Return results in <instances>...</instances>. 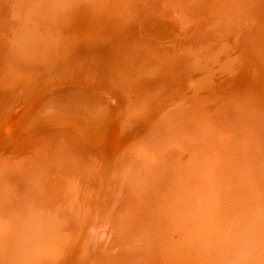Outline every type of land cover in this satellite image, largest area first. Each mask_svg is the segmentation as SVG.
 <instances>
[{
	"label": "rangeland",
	"instance_id": "obj_1",
	"mask_svg": "<svg viewBox=\"0 0 264 264\" xmlns=\"http://www.w3.org/2000/svg\"><path fill=\"white\" fill-rule=\"evenodd\" d=\"M259 1L264 6V0ZM163 2L164 0H137L135 2L132 21L136 27L131 26L129 32H132L138 38V41L140 40L139 43L143 41L159 44L162 40L172 39L176 33L178 34L176 28L174 35L170 32L172 23L176 25L177 21L174 19V14L169 12V9H172L171 7L161 8ZM215 4V7H218L217 13H211L213 16L209 18L210 21L216 15L220 16L219 19L226 17L219 21L217 29L211 36L204 34L203 37H200L202 39L198 46H214L215 55L221 50L219 53L221 60H218L221 63L213 62V59L208 60L207 64L201 65L196 71L190 72L189 75L202 74L200 69L203 66L215 68L220 65H230L231 75L229 77H232V70L236 72L240 70L241 73L242 68H244L240 79V93L244 97L246 105L252 104L256 107L257 104L248 101L246 96L251 95L249 93L250 84L256 76V70H254L256 67L252 64H256L255 60L259 59L253 53L257 55L261 45L257 40V37L262 34L261 30L259 33L256 30L257 14L253 15L252 13L253 16L251 17L245 14L242 20L240 19L235 23L236 29H234V27H231L232 15H226L227 11L223 14L219 12V7L226 4L221 5L220 0ZM50 5L54 12L45 14L43 11L49 8ZM128 5V0H0V255H12L10 259L5 256L4 261L6 264H43V261L47 262L49 260L61 264L60 259L51 258L50 254L54 250L53 241L57 245L56 248L60 245V248H63L65 252L70 249L71 239L67 236L69 234L64 228H58L56 225V222L63 221L62 213L66 211L64 210L66 204L65 194L58 189L62 187L59 181L63 173L59 176L54 173L48 174L49 172L46 171L49 164L47 153L37 156L41 158L35 161L37 164L35 172L28 167L22 168L25 161L28 163L27 158H25L27 155L32 154L35 157L34 152L45 148L54 150L55 147L51 145L59 144V142H61V146H65L68 139L73 141L72 138L74 137L81 140V142V137H85V142L90 146L102 144L107 140L112 129L116 128L119 133L121 129L131 124V128L133 125L140 126L137 133L144 136L146 128H150L154 122L167 114L168 110L163 109L165 105L173 101L176 103L183 98L180 96L183 90L180 93L178 92L179 88L178 91L171 90L169 94L167 93V97L155 104V108L149 109L143 115L139 103L145 98L134 99L136 96L135 91L129 88L128 83L122 82L127 77L126 72L117 70L118 75L116 77V73L112 75V70L115 69L114 61L117 62L122 55L113 53L109 42L116 45L121 41L122 36L127 38L129 32H121V30L122 27L124 28L123 17L127 13ZM222 9L224 8L222 7ZM84 18L85 20H83ZM86 18L91 21H87ZM108 20H114L115 24L105 25L104 23L108 24ZM199 22V31H201L207 25L208 19L200 18ZM79 25L82 27H79ZM241 26L244 27V34L236 31ZM95 31H97L96 35H91L90 43L80 42L77 38H74L73 41L78 45L87 43L85 48L77 50L76 44L67 49L62 48L64 47L63 43H66L71 35L75 37V34L80 32L84 37H90L87 32L94 33ZM180 33L186 44L199 40V36L195 39L196 32H190V29L181 28ZM245 37L246 41H244ZM103 40L108 44L104 43ZM217 42L219 44L223 43L222 45L228 48L226 49L223 46L217 48ZM255 42L258 45L256 44V50L252 51L251 47L254 46ZM138 44L135 43L134 47L141 46ZM159 47H162V45ZM168 47L173 52L180 47V44L172 43ZM181 47L189 46L181 45ZM234 47L239 50L238 53L242 51V54H244L242 64H237V62L231 64V55L228 52H233ZM187 51H191V49ZM223 52H227V54L221 56ZM105 55L108 56L106 60H104ZM44 56L48 58L43 63L42 58ZM192 59L195 61L194 56ZM235 60H237V57ZM238 65H240L239 69H237ZM145 66L151 67L144 64L142 58L136 63L135 72L140 71L141 73ZM119 75L121 79L118 77ZM211 76L220 77L218 71ZM191 82L193 80L187 82L186 85L185 82L182 88H184V85L187 89L192 88ZM113 85H116L117 88H113ZM218 85L220 86L218 89L220 94V89H223L227 94L231 93L232 96H235L233 91L237 89V86L233 87L228 81L225 84L220 81ZM124 97L127 98L124 100ZM262 102L263 100H261ZM128 110L129 113L126 114ZM136 115L140 117L134 123ZM128 119L129 121H127ZM131 119L132 121H130ZM168 120H171V122L164 125L158 132H162L164 128L169 126L173 119L168 118ZM251 121L250 114L248 122ZM182 124L180 121L174 122L170 130H174V126L177 130H180ZM254 125L261 127L259 121H255ZM70 131L73 132L74 136H69ZM163 136H166V134ZM140 138L133 143V146L136 144L139 146L142 143ZM56 141L58 143H55ZM162 143L164 148L171 150V154L168 157L157 158L155 161L154 158L145 157L147 162L143 164V168L151 170L141 173L146 176L151 172L152 177L145 178V185L139 186L137 192H134V186L130 192H122L123 185L128 181V175L121 177L116 173L118 169L122 168L127 174L129 162L128 158L124 160V155L129 150L122 149L116 155L113 173L109 172L107 180L96 187L100 191L99 200L96 197L93 201L89 199L86 202L87 208L85 206L87 212L85 220H88L89 230L93 228L91 223L94 213H97L99 218L102 217V221L109 214V234L106 235L104 243L102 241L103 244L101 243L98 248L103 247L100 255L93 257L88 251L81 264L136 263L139 246H143L136 230L146 231V235L142 237V241H145L150 237L152 228L144 229L143 213L135 209L136 213L131 214L127 204L130 203V206L134 208V202H136L156 222L160 214L166 213L169 218L174 215L172 203L175 194L172 187H174L179 177H190L188 173H182L184 169L189 170L188 156L183 153V148H185L183 142L176 146L172 140L164 139ZM228 149L233 148L231 146ZM88 152L97 158L96 164L102 159L96 153L90 151L86 153ZM77 153L89 162L84 157L86 153L82 148L78 149ZM20 166L21 168H19ZM54 167L55 165L52 169ZM45 175L52 177V179L50 181L46 180ZM249 175L251 176L252 173ZM235 178L237 179L235 187L238 191L232 197L233 204H242L245 207V202L250 203L248 205L255 206L256 210L251 216L248 230V225H245L244 231L239 235L240 238L231 237L227 233L221 236L216 251L217 254L214 253L215 258H211L209 261L211 254L208 252L207 264H257L258 251L260 250L258 248L264 245L262 239L258 240L254 232L257 211L259 208H264V182L262 180L260 183V179L256 180L252 176L248 180L247 176L242 175L240 172L238 175L228 176L232 183ZM254 182L258 185L254 186ZM92 186L95 187L96 184L94 183ZM193 199L195 200V195ZM190 201V199L186 201L184 198V204ZM113 202L115 203L113 204ZM76 205L80 210L81 206ZM197 205L200 212L186 218L181 230L183 238L188 234L194 241L198 240L192 227L197 226L199 223H205L206 220L205 213L203 210L201 211L199 197L197 198ZM93 206L100 207V210H95ZM247 210H241L239 215L244 216L248 213ZM90 213H92L91 217ZM209 213L210 211L207 220L209 219ZM20 215L30 218L35 216L39 220V228L35 231L37 239L31 236L28 221L24 219L19 221ZM64 216L66 219V215ZM74 219L67 218V221L80 222L77 218ZM96 221L94 218V225ZM18 222L22 228V233L20 236L15 237L16 234L12 233ZM260 224L264 227L263 219ZM41 226L42 228H40ZM260 227L262 228V226ZM250 234L251 238L249 239ZM59 236H62L61 239L65 238V240L63 239L61 242L58 240ZM13 237L14 239H12ZM86 238L88 239L87 233ZM51 239L54 240L50 241ZM21 240L20 244L14 243ZM6 243L11 246L9 248L6 247L7 245L6 248L3 247ZM183 248H186L185 243L181 245V249ZM3 259H0V264ZM67 264H69L68 260Z\"/></svg>",
	"mask_w": 264,
	"mask_h": 264
},
{
	"label": "bare ground",
	"instance_id": "obj_2",
	"mask_svg": "<svg viewBox=\"0 0 264 264\" xmlns=\"http://www.w3.org/2000/svg\"><path fill=\"white\" fill-rule=\"evenodd\" d=\"M136 1L137 0H128L129 5L127 6V13L123 17L124 28L122 27L121 32H129L131 26L136 27L132 21L134 18L133 10H135L134 4ZM218 1L219 0H164L161 4V8L166 6H169V8L171 7L172 9H169V12L174 14V19L177 21L176 25L172 23L170 32L174 35L176 29H178V34L176 33L172 39L162 40L159 44L157 42L151 44V42L143 41L139 43L140 40L138 41V38L133 35L132 32L127 34V38H123L121 35V41L116 43V45L108 41L110 46H112L113 53H120V56L122 55L117 62L114 61L115 69L112 70V75H114L117 70L126 72L127 77L125 81L122 82L128 83L129 88L135 91L136 96L134 99L140 100L145 98L139 103L143 115H145L149 109L152 110L155 108V104L167 97V93L169 94L171 90L178 91L177 89L179 88V93L183 90V92L180 93V96L183 98L176 103L173 101L165 105L163 109L168 110L167 114L154 122L150 128H146L144 136L141 135V133H137L140 126L133 125L131 128L132 124H129L130 126L121 129L119 133L116 128L112 129L107 140L102 144L90 146L85 142V137H81L82 142L74 137L72 138L73 141L68 139L66 145H62L63 147L61 146V142H59V144L51 145L55 147L54 150L45 148L34 152L35 157H33L32 154L25 157L28 163L25 161V163L22 164V168L28 167L31 171L35 172L37 166L35 161L41 158L37 156L47 153L49 156V164L46 170L49 172L48 174L54 173L59 176L63 173L59 181L62 187L58 189L62 190V193L65 194L66 204L64 210L66 211L62 213L63 221L59 223L56 222V225L58 228H64L66 230L70 235L67 236L71 239V243L70 249H67V252H65L63 248H60V245L56 248L57 245L53 241L54 239H51L50 241H53L54 246V250L50 254L51 258L60 259L61 264H67V260L69 264H81L88 251L93 257H98L100 255L103 247L101 249L98 248L102 241L104 243L107 237L106 235L109 234V214L106 215L102 221V217L99 218L97 213H94L91 223L93 228L89 230L88 220H85L87 218V212L85 210V206L87 208V200L90 199L93 201L95 197L99 200L100 191L96 189V187L104 180H107L109 172H111V174L113 173V168H115L113 164L116 155L119 154L122 149L129 150L124 155V160L128 158L129 162L127 174L122 168L116 171L121 177H126L128 175V181L123 185L122 192H130L133 186L134 192H137L139 186L145 185V178L152 177L151 172L146 175L147 177L141 173L151 170L143 168V164L147 162L145 157L148 156L150 159L154 158L155 161L157 158L168 157L169 154H171V150L166 147L164 148V144L162 143L164 139L172 140L175 142L176 146L183 142L185 146V148H183V153L185 156H188L189 170L184 169L182 173H188L190 177H179L174 187H172L175 195L172 203L174 215L171 218H169L166 213L160 214L157 223L152 216L136 202H134V208L130 206V203L127 204L131 214L136 213L135 209L143 213L144 229L152 228L150 237L145 241H142V237L146 235V231L141 229L136 230L140 242H143V246H139V255L135 264H207L208 252L211 254L209 257L210 261L211 258H215L214 253L217 254L216 251L218 250L221 236L224 233H227L231 237L240 238L239 235L244 231L245 225H248V230L251 216L254 214L256 208L253 205H248L250 203L246 202L245 207L242 204H233L232 197L237 194L236 192L238 191L235 187L237 179L235 178L232 183L228 179V176L232 174L238 175L240 172L242 175L247 176L248 180L252 176L256 178V180L260 179V183L262 180L264 182V6L259 0H220L221 5L223 3L226 5L219 7L220 13L223 14L227 11L226 15H232L231 27H234V29H236L235 23L240 19L242 20L245 14L249 17L253 16L255 13L257 14L258 23L256 30L257 33H259L260 30L262 33L257 37V40L261 45L259 46L257 55L253 53V55L259 59L255 60V58L256 64H252L256 67L254 69L256 70V76L254 81L250 84L249 93L251 95L249 97L246 96L248 101L257 104L255 107L252 104L246 105L244 103L245 99L240 93V79L244 68H242L241 73L240 70L237 72L232 70V77H229V75H231L229 70L230 65H220L215 68L203 66L204 68L202 67V69H200L202 74L196 73V76H192V74L189 75L190 72L196 71L201 65L207 64L206 62H209L208 60L213 59V62L216 61L221 63L218 61L221 60L219 56L221 50L215 55L214 46H198L202 39L200 37H203L204 34L211 36L217 29L219 21L226 17L224 16V18L222 17V19H219L220 16L215 14L216 16L212 17L213 20L210 21L209 18L213 16L211 13H217L218 7H215V2ZM222 7L224 9H222ZM43 12L47 14L54 11L50 5L49 8H46ZM252 13L253 15H251ZM233 15H235V17H233ZM200 18L208 19L207 25L202 28L201 31H199ZM86 19L87 21H91L88 18ZM83 20H85V18ZM104 24L107 26L114 25L115 21L108 20V24ZM79 27L82 26L79 25ZM181 28L190 29V32H196L194 35L195 39L199 36V40L191 44H186V41L181 38ZM243 29L244 27L242 28L241 26V28H237L236 31L244 34ZM96 32L97 31L94 33L87 32L90 37H84L80 32L76 33L75 37L71 35V37L66 40V43H63L64 47L62 48L67 49L73 44L77 45V50L85 48V45L90 43L89 40L92 39L91 35L95 36ZM74 38H77L80 42L86 41L87 43L85 45H78L73 41L75 40ZM103 41L107 43L105 40ZM244 41H246V37ZM135 43H139L138 45L141 46L135 48ZM172 43L180 44V47L181 45H188L189 47H179L177 50L171 52V48L168 47V45ZM222 44L223 43L219 44V42H217L216 47L223 46L226 49L228 48ZM256 44L255 42L254 46L251 47L252 51L256 50L255 48H257L256 46L258 45ZM161 45L162 47H159ZM188 49H191V51H187ZM234 49L233 52H228L231 55V64L233 65L236 62L237 64H242L244 54H242V51L238 53L239 50H237V48L234 47ZM226 54L227 52H223L221 56H225ZM105 56L104 60L108 58L107 55ZM193 56L195 61L192 59ZM236 57L237 60H235ZM47 58V56H44L42 62L44 63ZM142 58L144 64H148L151 67L148 68L145 66L141 73L140 71L135 72L136 63ZM239 67L240 65L237 66V69H239ZM217 71L220 77L211 76L213 73H217ZM117 75L118 73H116L115 77ZM118 77L121 79L120 75ZM191 80H193V82H191L193 87L187 89L185 85ZM220 81L224 84L228 81L233 87L237 86V89L233 91L236 97L232 96L231 93L227 94L223 89H220V94L218 91L221 86V83L220 86L218 85ZM184 83V88H182ZM114 87L117 88L116 85H113V88ZM240 94L241 96H239ZM126 98L124 97V100ZM261 100H263L262 103ZM127 113H129V110L126 114ZM250 114L252 121L248 122ZM138 117L140 116L136 115L134 117V123H136ZM168 118L173 119L172 123L164 128L162 132H158L164 125L171 122ZM127 121H129V119ZM130 121H132V119ZM177 121L183 123L180 126V130H177L176 126H174V130H170L172 124ZM255 121H259L261 127L254 125ZM72 133L73 132L70 131V137H72ZM164 134H166L167 137L163 136ZM138 138L142 140V143L139 146L137 144L133 146V143H135ZM55 143L58 142L56 141ZM226 144H228V146L225 147ZM231 146L233 149H228ZM81 148L84 153L90 151L91 153H96L98 156H101L102 159L96 164L97 158L88 152L84 155V157L89 160V162H87L77 153V150ZM54 165L55 167L52 169ZM19 168H21V166ZM250 173H252L251 176L249 175ZM178 175L180 174L178 173ZM45 179L50 181L52 177L45 175ZM94 183L96 184L95 187L92 186ZM257 185L258 184L254 182V186ZM194 195L195 200L193 199ZM198 197L201 211L203 210L205 213L206 220L205 223H199L197 226L192 227L196 232L198 240L194 241L188 234L183 238L181 230L186 218L194 213L200 212L197 205ZM184 198L186 201H189V199L191 201L184 204ZM165 200L168 202L167 199ZM114 203L115 202H113V204ZM76 204L81 206L80 210L77 208L78 206ZM93 208L98 211L100 210V207L93 206ZM244 209H248V213L244 216L239 215V212ZM209 211V219L207 220ZM91 214L92 213H90V217ZM64 215H66V219ZM19 217V221L22 219L28 221V228L31 230V236L37 239L35 231L39 228V220L35 216L30 218L20 215ZM67 218H77L80 222H69ZM94 218L97 220L95 225L93 224ZM262 219L264 220V208H259L255 220L254 232L258 240L262 239V242H264V227L260 224ZM236 220L238 221L235 222ZM260 226H262V228ZM40 228H42V226ZM21 229L20 223L18 222L12 234H16L15 237L17 235L20 236L22 233ZM86 233L88 239L86 238ZM61 237L62 236H59L58 240L62 242L65 238L61 239ZM250 238L251 234L249 239ZM12 239H14V237ZM8 242L10 241L8 240ZM21 242L22 240L14 243L20 244ZM183 243L186 244V248L181 249ZM6 245L7 243L4 244L3 247ZM10 246L11 245H7L6 247L9 248ZM259 247L257 264H264V245ZM5 256H8L9 259L12 257V255L1 254L0 259L4 258L1 264H6L4 261ZM56 263L57 262L53 263V260L47 262L43 261V264Z\"/></svg>",
	"mask_w": 264,
	"mask_h": 264
}]
</instances>
